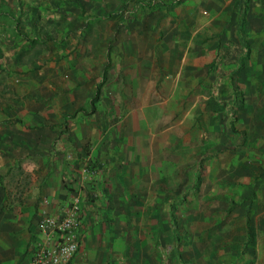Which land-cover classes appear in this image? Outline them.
<instances>
[{
	"label": "crops",
	"instance_id": "1",
	"mask_svg": "<svg viewBox=\"0 0 264 264\" xmlns=\"http://www.w3.org/2000/svg\"><path fill=\"white\" fill-rule=\"evenodd\" d=\"M163 1L178 5L169 12L158 6L137 9L133 20L118 15L125 9H107L105 32L89 34L85 24H76L79 32L63 38L64 71L51 65L24 74L0 71V264L29 263L37 221L55 203L71 199L83 168L93 171L85 177L83 236L73 264H109L112 201L115 206L132 201L119 197L128 188L125 180L145 187L136 173H153L149 188L164 197L155 196L151 203L170 209L180 189L193 188L200 172L196 159L217 153L220 171L230 158L236 173L245 158L264 159V137L256 134L258 113L236 119L233 100L218 107L209 96L212 78H228L230 71L216 70L214 63L237 62L238 57L223 52L243 40L241 23L229 22L231 12L251 9L252 15H264V0ZM61 26L66 29L67 23ZM260 26L264 29V23ZM219 46L226 50L217 54ZM227 87L232 94L230 83ZM95 96V111L81 113ZM246 141L247 147L255 142L258 147L247 149ZM180 169L190 175L181 187L174 177ZM128 172L132 180L125 178ZM248 184L257 188L255 182ZM261 189L256 200H246L250 212L234 209V217L245 224L241 237L251 238L249 220L264 227V183L256 190ZM240 246L228 254H240ZM257 262L241 255L226 264Z\"/></svg>",
	"mask_w": 264,
	"mask_h": 264
},
{
	"label": "rangeland",
	"instance_id": "2",
	"mask_svg": "<svg viewBox=\"0 0 264 264\" xmlns=\"http://www.w3.org/2000/svg\"><path fill=\"white\" fill-rule=\"evenodd\" d=\"M177 5L176 2L163 0H0V71L10 73L13 70L24 74L26 70H39L50 65L52 69L61 67L64 71L66 66L60 64L68 56L60 57L66 40L63 38L74 37L79 32L76 24H85L83 31L89 34L93 31L105 32L106 21L110 17L107 9H125L118 15L124 16L125 20L126 17L133 20L132 14L137 9L145 12L158 6L169 12ZM235 10L237 15L232 11L228 19L232 23H241L243 40L227 50L219 46L217 54L226 50L224 54H233L238 59L227 65L225 61L214 63L212 68L230 71L228 78L222 75L212 78L209 96L218 107H226L233 100L236 110L232 113L236 119L238 115L249 117L257 112L258 139L264 137V29L260 26L264 23V15H252L251 9ZM63 23H67L66 29L61 26ZM92 24H97L93 26L95 29ZM250 71L251 78L248 77ZM62 82L65 83L66 79L63 78ZM229 83L232 94L226 92ZM252 135L256 138L255 133ZM257 145L258 142H255L247 149L257 148ZM216 154L196 159L200 172L193 179V188L180 189V198L170 209L151 203L155 196L164 197L160 191L149 188L152 184L150 179L155 178L153 173H136V178L142 179L145 187L139 188V180L132 183L125 180V187L128 188L125 193L121 191L119 197L131 198L132 201L116 206L112 201L114 228L106 241L112 252L108 255L109 264H151L156 261L170 264L173 260L179 264H226L234 263L241 255L257 259V264H264L262 222L249 220L251 238L247 233L241 237L246 232L245 224L234 217L236 207L250 212L251 207L246 206V200H256L258 192L263 193V189H256L264 183V159L257 160V163L247 157L236 173L234 161L230 158L225 159L227 166L220 171L219 163H215L218 160ZM181 170L174 174L180 181V187L190 179V175H182ZM132 175L128 172L125 178L132 180ZM238 179L244 182H237ZM248 182H255L257 188H251ZM188 198L193 199L189 204ZM255 204L256 212L261 211L257 202ZM242 244L244 248L240 254H228L229 248L239 249ZM257 247L261 252L257 253ZM172 252H176L173 257L170 255Z\"/></svg>",
	"mask_w": 264,
	"mask_h": 264
},
{
	"label": "built area",
	"instance_id": "3",
	"mask_svg": "<svg viewBox=\"0 0 264 264\" xmlns=\"http://www.w3.org/2000/svg\"><path fill=\"white\" fill-rule=\"evenodd\" d=\"M92 171L88 167L79 171L71 199L55 203L37 221L28 264H71L78 254L83 236L80 217L84 211L85 177Z\"/></svg>",
	"mask_w": 264,
	"mask_h": 264
},
{
	"label": "trees",
	"instance_id": "4",
	"mask_svg": "<svg viewBox=\"0 0 264 264\" xmlns=\"http://www.w3.org/2000/svg\"><path fill=\"white\" fill-rule=\"evenodd\" d=\"M95 98H97V96L94 97V101H93L92 105H90V109L89 110L83 109L80 112L83 113V114H86V115H89V114L93 113L95 111V107H94Z\"/></svg>",
	"mask_w": 264,
	"mask_h": 264
}]
</instances>
